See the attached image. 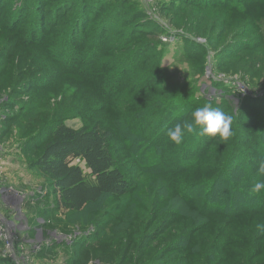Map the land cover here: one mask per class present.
<instances>
[{
	"label": "rangeland",
	"instance_id": "374dc122",
	"mask_svg": "<svg viewBox=\"0 0 264 264\" xmlns=\"http://www.w3.org/2000/svg\"><path fill=\"white\" fill-rule=\"evenodd\" d=\"M62 1H46L48 25L55 13L62 17ZM78 1L73 0L79 6L76 10L84 8V12L73 45L63 39L62 32L68 29L65 19L58 20L60 27H49L48 35L36 34L33 39L25 26L34 16L32 11L18 16L12 11L15 0H0V113L7 109L0 115V180L16 202L0 197V216L5 218L4 226L12 228L8 233L14 245L12 250L0 247V259L9 261L5 264H166L173 255L161 260L157 256L172 248V238L188 240L181 232L194 219L183 201L185 187L198 183L212 160L175 171L164 166L146 169L149 164L139 158L149 155L151 163L159 164L151 148L156 147L154 128L170 112V99L183 100L191 91L214 101L192 116L210 107L208 112L218 117L211 126L222 122L230 134L237 111L240 114L248 98L257 100L249 103L250 115L263 116L259 98L264 95V4L234 0L224 8L209 7L206 0L197 6L190 5L194 0H109L116 7L101 13L107 20H97L91 16L97 5ZM28 3L23 10L29 9ZM142 12L173 35L155 38L158 32L153 35L148 19L146 26L134 27ZM103 26L115 35L110 33V40L103 43L91 40L95 29L99 32ZM85 32L87 37L82 38ZM182 40L191 41L193 47L186 50ZM97 46L104 47L95 55L90 50ZM61 48L77 50L82 60L62 65L54 54ZM222 94L235 99V104L223 105ZM171 121L165 143L167 153L175 155L183 147L179 137L193 121L186 116ZM60 125L111 132V149L131 183V193L105 196L81 212L63 209L49 179L34 167L43 144ZM124 131L129 132L125 138ZM135 131L147 133L143 136L149 144L140 151L132 148ZM247 136L241 137L246 141ZM262 225L260 218L235 221L231 230L243 250L220 264L264 261V249L255 250L264 244V233L258 231ZM210 226L215 231L214 224ZM193 239L202 254L206 247L202 233L196 232ZM202 255L203 264H210L211 258ZM182 256L178 252L175 257Z\"/></svg>",
	"mask_w": 264,
	"mask_h": 264
},
{
	"label": "trees",
	"instance_id": "16d2710c",
	"mask_svg": "<svg viewBox=\"0 0 264 264\" xmlns=\"http://www.w3.org/2000/svg\"><path fill=\"white\" fill-rule=\"evenodd\" d=\"M46 1L48 0H35L34 2H29V0H15L14 5L17 7L12 11L21 17L26 13H30L29 11H32L34 16L25 26L27 28L26 34L30 35L33 39H35L36 34L37 36L39 34L48 35L51 30L49 27H52V29L58 28L61 26L58 20L65 19L68 29L62 32L63 39H70V42L75 45L76 43L73 39L76 36L79 39V31L81 30V27L78 25L81 21L79 16L84 12V8L76 10L79 8L75 4L76 2L74 3L73 0H64L60 8L64 11L62 17H60V12L55 13L51 22H49L51 25H48L47 18L50 15L46 14L50 10H47L48 5H46ZM82 1H78V4L80 2L82 3ZM89 1L97 5L96 7L98 9L91 12V16H96L97 20L101 18L107 20L108 16L102 17L101 13L116 7V3L109 4V0ZM206 1V5L209 7L218 5V7L221 6L224 8L229 3L234 2V0ZM248 1L253 5L264 4V0ZM25 2H29L30 7L29 9L23 10ZM197 2H201V0L191 1L190 5L197 6ZM70 11L75 12L69 19L68 14ZM145 14L142 12V16L137 18L139 24L134 27L146 26L145 20L148 19L147 21H149L148 24L153 35L158 32L155 38L161 35L168 37L173 35L157 26ZM19 22L15 21V23ZM100 23L99 20V25ZM18 25L20 26L21 24L19 23ZM98 27L96 28L97 30L99 29ZM103 27L99 32L95 29V34L91 37V40L97 43H103L110 40L108 39L110 33L112 36L115 35V33L112 34L114 32L112 29L108 30ZM132 35L134 38L133 32ZM81 37H87L86 32L84 34L82 33ZM182 44L184 48L186 47V50L193 47H191L192 42L188 40H182ZM103 47L97 46L96 49L92 48L90 51L96 55ZM98 48L100 50L96 51ZM197 50L201 55L204 54L202 53L204 50L201 52L200 47ZM54 54L57 61L61 62L62 65H65L71 59L76 63L82 60L77 50L61 48L54 52ZM155 57L157 62H159L161 59L160 55ZM203 95L196 97L191 91L185 95L187 98L183 100L177 99L178 101H176L175 99H170L171 103L168 105V108L171 105L170 112H165L167 114L162 121L158 122L153 131L156 134L154 140L156 147L153 145L151 148L156 154L159 164L151 163L152 158L149 155H146V157L145 155H141L139 158H142L143 162L146 161L149 164V167L146 169H158L157 167L164 166L167 169L169 167L175 168V171H180L181 168L189 169L202 161L208 160L210 162L212 160L210 162L212 165L207 166V173L201 176L198 183L194 185L188 184L185 187L187 190H185L183 201L186 203V207L190 212H192L191 214L194 219L181 232V237L187 236L188 240L185 239L182 243L179 239L180 237L172 238L170 240L172 248L165 250L163 254L157 256L161 260L173 255L171 260L167 261L166 264H203L205 261H202V254L208 255L207 257L209 259L211 258L210 264H220L227 260V257L238 255L239 250H243L239 246L240 243L238 244L236 241L237 236L231 230L235 226V221L250 220L253 218L264 220V114L263 116H259V118L250 115L248 111L249 103L253 104L257 100H255L256 98H251L253 100L248 98V102L244 103L239 110L240 114L237 111L238 117L232 126L233 130H231L232 133L230 134L228 131L230 129H225L222 122L211 126V122L217 121L218 117L214 113L208 112V109H211L210 107L208 109L205 108V112L202 110L197 116H192L200 107H204V105L206 107V104H214V101H210L206 97V94L205 96ZM222 95V99L225 100L223 102H226L223 105L231 106L235 104V99L226 94ZM259 99L263 101L262 105H264V95ZM174 107L175 110L173 109ZM178 109H181L180 112ZM6 110H1L2 113L0 115L4 116ZM261 110L262 108L256 109V111ZM185 116L190 117V121H193L191 123L193 126L191 124L187 126L185 128L186 134L183 137H179L183 141L181 145L183 147L179 153L175 155L168 154L167 150L169 145L165 141L168 136V128H171L170 123L173 122L171 119L180 122ZM258 121L259 123H257ZM254 127L256 128L255 131ZM141 133L143 135L147 134L146 132ZM246 133H248V140L244 141L241 136H245ZM128 135L129 132L124 131L123 138ZM134 135L137 140L134 142L132 148L139 149L138 151L146 148L149 142L145 139V135H141L140 131H135ZM111 139V132L101 130L97 127L76 130L60 125L53 129L49 139L43 144L40 155L34 162V167L49 179L58 197V203L63 209L71 212H81L87 206L97 203L105 196L124 197L131 193V183L126 179L122 169H120L115 161L110 145ZM237 156H240V158H236ZM243 161L244 164H242ZM77 162H81L86 170ZM213 224L215 231L211 230L213 227L210 225ZM203 227H209V229L203 230ZM262 228V230L260 229L258 231L264 233L263 225ZM196 232H201L205 239L202 241V245H206V247L200 255V252L196 248L198 240L193 241L195 239H193V236ZM3 246H5L4 242L0 241V247L2 248ZM182 247L184 248L180 251L179 249ZM260 247L264 249V244H259L255 250L260 249ZM178 252H182L183 256L176 259L175 256ZM194 255H198L200 258L194 257ZM239 257L241 256L239 255ZM4 261L8 260L1 261L0 259V264H5ZM243 262L241 260V264ZM232 264H240V262L235 261ZM253 264H264V261L257 262L256 260Z\"/></svg>",
	"mask_w": 264,
	"mask_h": 264
},
{
	"label": "built area",
	"instance_id": "2783aa9c",
	"mask_svg": "<svg viewBox=\"0 0 264 264\" xmlns=\"http://www.w3.org/2000/svg\"><path fill=\"white\" fill-rule=\"evenodd\" d=\"M1 153H2V148L0 147V154ZM0 197H2L1 199H3L4 202L6 201L7 203L16 205L15 197L10 195L9 189H7L5 185H2V180H0ZM4 225H5V218L3 216H0V241L4 242L6 248H10L12 250L14 245L12 240H10V236H9L10 233H8V230L9 232L10 231L12 232V228L11 227L9 228V226L5 227ZM4 234L7 236L4 237L3 236Z\"/></svg>",
	"mask_w": 264,
	"mask_h": 264
},
{
	"label": "bare ground",
	"instance_id": "6f19581e",
	"mask_svg": "<svg viewBox=\"0 0 264 264\" xmlns=\"http://www.w3.org/2000/svg\"><path fill=\"white\" fill-rule=\"evenodd\" d=\"M19 211V210H18Z\"/></svg>",
	"mask_w": 264,
	"mask_h": 264
}]
</instances>
